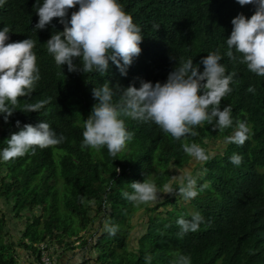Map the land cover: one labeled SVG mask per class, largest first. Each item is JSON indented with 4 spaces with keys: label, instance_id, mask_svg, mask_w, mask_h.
Listing matches in <instances>:
<instances>
[{
    "label": "trees",
    "instance_id": "1",
    "mask_svg": "<svg viewBox=\"0 0 264 264\" xmlns=\"http://www.w3.org/2000/svg\"><path fill=\"white\" fill-rule=\"evenodd\" d=\"M118 3L144 36L141 54L126 68V75L111 62L103 75L69 72L66 65L58 66L46 42L53 32L64 30L60 19L54 18L45 29L36 31V0H3L0 4V30L9 28L8 42L35 41L33 52L41 77L31 96L19 99L7 122L0 114V151L25 124L46 122L57 136L66 138L55 147H37L34 154L30 151L7 162L0 159V200L3 206H12L9 214L26 223L20 239L13 242L7 230L8 216L0 209V264H16V249L30 252L39 262V249L34 245L43 242L67 248L79 243L88 252L86 261L94 264H173L181 255L190 257L191 264H264V77L239 63L240 54L236 61L225 55L232 19L239 14L250 18L255 6H241L237 0ZM78 9V5L69 9L65 19L70 20ZM217 49L226 74L235 73L230 85L233 90L220 104L221 109L231 106L232 128L219 130L214 120L194 128L197 136L175 140L151 121L125 118L127 130L134 136L116 157L106 147H81L85 120L98 103L94 88L105 82L122 88H139L142 80L164 83L189 58L203 72L201 59ZM74 63L81 66L79 60ZM249 86L255 93L247 91ZM114 91L115 103L119 90ZM43 100L49 102L39 112L20 111L26 104ZM236 122H245L250 129L243 145L226 142ZM216 140L224 145L220 152L198 163L192 172L198 193L195 198L184 199L176 192L153 206L130 202L122 195L133 191L131 182L144 179L162 191L170 182V169L185 167L190 161L182 145L196 143L209 153L208 146ZM233 154L242 156L239 166L230 162ZM181 184L175 181L170 186L176 190ZM138 208L144 209L148 221L137 247L130 248V221ZM159 208L162 212L156 213ZM197 213L204 218L199 230L178 235L177 220H191ZM106 226H117L116 234L110 235Z\"/></svg>",
    "mask_w": 264,
    "mask_h": 264
},
{
    "label": "clouds",
    "instance_id": "2",
    "mask_svg": "<svg viewBox=\"0 0 264 264\" xmlns=\"http://www.w3.org/2000/svg\"><path fill=\"white\" fill-rule=\"evenodd\" d=\"M168 1L174 3V0ZM2 3L3 0H0ZM237 3L241 6L252 4L256 10L250 18L239 14L232 19L233 28L226 38L225 55L236 61V54H240L242 58L239 63L246 64L250 72L264 77V0H237ZM77 5L78 11H73L70 20H66L69 9ZM35 8L39 20L33 30L45 29L54 18H59L64 24V30L53 32L46 44L55 63L62 67L66 65L69 72H98L103 75L111 62L126 75V68L141 54L140 45L144 39L141 28L118 0H43L42 3L36 0ZM9 33L7 26L0 30V114H4L5 122L17 110L19 99L30 97L41 78L33 52L35 41L28 38L8 42ZM222 58L219 49L207 54L200 61L204 65L203 72L189 58L179 63L164 83L153 84L142 80L139 88L135 85L122 88L105 82L94 88L93 97L98 103L85 120L81 147L95 150L106 147L109 154L116 157L134 136L127 130L125 118L151 121L175 140L189 135L197 136L194 128L205 122L212 124L214 120L219 130L232 128L231 106L221 109L220 104L233 90L230 85L235 73L226 74ZM75 60H79L81 66L74 63ZM116 89L119 90V101L114 103ZM247 91L255 93V88L249 86ZM48 102L29 103L20 111L39 112ZM16 124L19 127L20 122ZM236 125L226 142L243 145L250 129L245 122H236ZM65 139L63 135L57 136L46 122L36 126L25 124L19 132L11 134L7 147L0 151V159L7 162L23 157L30 151L34 154L37 147H55ZM182 147L188 156L197 161L203 162L210 158V154L199 144H184ZM230 162L239 166L242 156L233 154ZM130 187L133 190L131 193H122L130 202L154 205L159 199L161 190L147 179L131 182ZM163 192H178L184 199L195 198L198 194L191 176L187 177L186 185L182 183L176 190L165 184ZM202 223L204 218L199 213L191 220L179 218L177 224L181 231L178 235L182 237L188 232H196ZM117 230V226L107 227L110 235H115ZM150 259L146 257L149 262ZM173 264H191V260L181 255Z\"/></svg>",
    "mask_w": 264,
    "mask_h": 264
},
{
    "label": "rangeland",
    "instance_id": "3",
    "mask_svg": "<svg viewBox=\"0 0 264 264\" xmlns=\"http://www.w3.org/2000/svg\"><path fill=\"white\" fill-rule=\"evenodd\" d=\"M220 142H221L220 140H216L213 143L212 142L210 143V145L208 146V151H209L210 155L213 153L218 154L220 152V150L224 146ZM198 163H202V162L197 161L194 158L190 157V161L188 162V164L184 168H172V169H170L171 179H170V182L168 184L170 185L175 181L178 182L179 184H181L184 181H186L188 176H193L192 172L196 168ZM0 175H2L1 171H0ZM160 195H161V197H159V199L156 201V203L154 205L158 204L159 202H161L163 200L164 197L168 196V194H165L163 192V189H162ZM3 204H4V202L1 199L0 200V209L4 208L3 213L6 214V216H9V213L11 211L10 208L12 206H10V207L9 206H3ZM162 210H163L162 208H159L156 213H161ZM99 219H97L95 221L94 227H97V225L99 223ZM147 221H148L147 220V213L144 211V209L138 208V210L135 212V215L131 218V221H130L131 225H132V227H131L132 229L129 232V238H128V246L130 248L137 247L138 239L140 238L141 235H143L145 233ZM24 222L25 221L23 219H21L20 222H18V221H16L15 223L10 222L11 226L17 225L14 228H12L10 225L8 227L10 229V231H12V233H14L12 235L11 232H9V236H10L11 240L16 239V235H20V232L23 229L22 225L23 224L26 225V223H24ZM12 223H13V225H12ZM83 237L85 239H87L88 235L86 234ZM73 245H74L73 248H77L78 246H80L79 243H75ZM51 256H52V254H51Z\"/></svg>",
    "mask_w": 264,
    "mask_h": 264
},
{
    "label": "crops",
    "instance_id": "4",
    "mask_svg": "<svg viewBox=\"0 0 264 264\" xmlns=\"http://www.w3.org/2000/svg\"><path fill=\"white\" fill-rule=\"evenodd\" d=\"M16 221L20 222L19 219H15L13 215L9 214L8 216V223H7V229L8 232H11L8 228L9 225L11 226L10 222L15 223ZM12 223V225H13ZM17 225L11 226L14 228ZM24 226V225H22ZM80 236H85L84 233H81ZM20 239V235H16V239H12V241H18ZM27 242V241H26ZM27 244H29L27 242ZM40 244V243H39ZM38 245V244H37ZM37 245H34L37 247ZM78 245V244H77ZM73 244L67 248L65 245H61L60 247L55 244H49L50 251L49 255L52 259L53 264H85L87 261L88 252L81 248V246H78L77 248H73ZM17 256H16V264H40V262L37 261L35 258V255H32L30 252L25 251L24 249H16ZM52 254V256H51ZM90 256V254H89Z\"/></svg>",
    "mask_w": 264,
    "mask_h": 264
},
{
    "label": "built area",
    "instance_id": "5",
    "mask_svg": "<svg viewBox=\"0 0 264 264\" xmlns=\"http://www.w3.org/2000/svg\"><path fill=\"white\" fill-rule=\"evenodd\" d=\"M45 246L41 245V262L42 264H52L51 263V259L49 258V256L47 255V253L45 252ZM86 264H94L93 262H87Z\"/></svg>",
    "mask_w": 264,
    "mask_h": 264
},
{
    "label": "bare ground",
    "instance_id": "6",
    "mask_svg": "<svg viewBox=\"0 0 264 264\" xmlns=\"http://www.w3.org/2000/svg\"><path fill=\"white\" fill-rule=\"evenodd\" d=\"M182 168H184V167H182ZM41 245L45 246V248H44L45 249V252L47 253V255L49 256V258L51 259L50 255H49V251H50L49 244L47 242L40 243V244L37 245V248L39 249V254H40V257H39L40 264H42V262H41V257H42V254H41ZM51 263L53 264L52 259H51Z\"/></svg>",
    "mask_w": 264,
    "mask_h": 264
}]
</instances>
